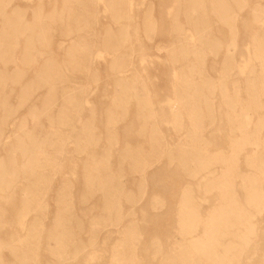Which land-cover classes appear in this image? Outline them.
Here are the masks:
<instances>
[{
    "label": "rangeland",
    "instance_id": "1",
    "mask_svg": "<svg viewBox=\"0 0 264 264\" xmlns=\"http://www.w3.org/2000/svg\"><path fill=\"white\" fill-rule=\"evenodd\" d=\"M263 49L264 0H0V264H264Z\"/></svg>",
    "mask_w": 264,
    "mask_h": 264
},
{
    "label": "bare ground",
    "instance_id": "2",
    "mask_svg": "<svg viewBox=\"0 0 264 264\" xmlns=\"http://www.w3.org/2000/svg\"><path fill=\"white\" fill-rule=\"evenodd\" d=\"M262 51H264V49ZM257 86H261L263 88L264 87V79L261 77L259 78V76H257V75H254L252 77V79L250 80V83L246 89L247 90L246 94H248V96H251L253 98H257L258 94H262L261 91H257L255 89ZM263 144H264V141H263ZM260 151H261L260 155H257L255 157H251L252 166L258 172V174L255 175V172H253L254 174L248 175L249 187H248V190H245L247 193L246 198L248 197V199H245L244 203H242V205L240 207L237 206L236 203L238 201H237V199H235V196L232 195V188H231L232 187L231 186L232 181L230 180V178L233 177L232 167H228L226 172H224V173H226L227 177L225 179L226 181H225L224 186H223L224 192L222 194V199L224 201L230 200L232 202V205L230 206L229 210H227L225 213H222V216L225 215V220L223 223L224 226L222 228L223 233L220 234L219 237H221V235H222V239L225 237L224 243H222V245L220 246L222 248L223 253L226 252V254L227 253L231 254V251L234 250V247L236 245L235 240L237 239V241H238L237 230L240 232L247 231L249 233H253V226L252 225L251 226L249 225L248 229H247L246 226L243 225L241 222V220H243L242 218L244 217L243 205H245V204L250 205L251 208H254V212H256L258 210V208H260V206L264 205V193L262 192L263 184H264V169H263L264 168L263 167L264 166V146L260 148ZM192 161H194V159H192ZM208 164L209 163H205L203 165L206 166ZM186 166H187V164H186ZM31 173H33V171H31ZM227 188H229L228 191H227ZM249 214L252 217L254 216L252 211H250ZM231 215L233 216L232 220H229V216H231ZM226 223H229V225H231L232 229L233 228L234 229L233 230L231 229V231L228 232L229 227L226 225ZM238 225L240 227H238ZM29 237H32V235H29ZM229 237L232 238L234 241H232ZM227 238H228V240H227ZM242 239H243V237H241V238L239 237V242ZM223 260L224 259H222V263L220 262L219 264H223V262H224ZM231 262H234L233 258L228 261V263H231Z\"/></svg>",
    "mask_w": 264,
    "mask_h": 264
}]
</instances>
